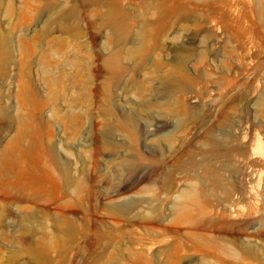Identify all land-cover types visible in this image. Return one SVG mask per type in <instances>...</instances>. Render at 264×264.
Masks as SVG:
<instances>
[{
	"label": "rangeland",
	"instance_id": "1",
	"mask_svg": "<svg viewBox=\"0 0 264 264\" xmlns=\"http://www.w3.org/2000/svg\"><path fill=\"white\" fill-rule=\"evenodd\" d=\"M0 264H264V0H0Z\"/></svg>",
	"mask_w": 264,
	"mask_h": 264
}]
</instances>
